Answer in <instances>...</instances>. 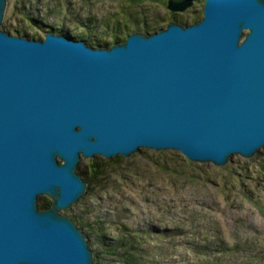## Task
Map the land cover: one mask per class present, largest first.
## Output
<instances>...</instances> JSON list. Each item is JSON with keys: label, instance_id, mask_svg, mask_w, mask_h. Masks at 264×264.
I'll return each mask as SVG.
<instances>
[{"label": "water", "instance_id": "obj_1", "mask_svg": "<svg viewBox=\"0 0 264 264\" xmlns=\"http://www.w3.org/2000/svg\"><path fill=\"white\" fill-rule=\"evenodd\" d=\"M141 146L217 165L264 146V0H203L198 20L102 46L0 27V264H93L59 211L86 190L77 163Z\"/></svg>", "mask_w": 264, "mask_h": 264}, {"label": "rangeland", "instance_id": "obj_2", "mask_svg": "<svg viewBox=\"0 0 264 264\" xmlns=\"http://www.w3.org/2000/svg\"><path fill=\"white\" fill-rule=\"evenodd\" d=\"M202 7L203 0L178 11L167 0H6L0 27L37 38L62 27L110 45L113 33L124 39L151 22L150 32L198 20ZM80 167L89 172L86 190L59 211L83 231L93 264H264V146L222 165L141 146L128 155L83 156ZM42 198L52 201L39 194L38 204Z\"/></svg>", "mask_w": 264, "mask_h": 264}, {"label": "trees", "instance_id": "obj_3", "mask_svg": "<svg viewBox=\"0 0 264 264\" xmlns=\"http://www.w3.org/2000/svg\"><path fill=\"white\" fill-rule=\"evenodd\" d=\"M130 1H132V3H134V4H136V3H138V1L139 0H130ZM156 2H165L166 0H155ZM168 1V0H167ZM134 13V12H133ZM175 13V12H174ZM173 14V13H172ZM174 15V14H173ZM126 16H127V19L126 20H124L127 24H130V21H129V19H128V13L126 14ZM177 20L178 18H176V17H174V20ZM33 20H35V19H33ZM179 20V22H181V23H183V24H187V23H189L188 21H184V20H180V19H178ZM177 20V21H178ZM102 22V21H101ZM141 22V21H140ZM103 23V22H102ZM118 22H116V23H114V25H116ZM152 23V22H151ZM150 23V24H151ZM37 24L38 25H41V26H43L44 24L43 23H38L37 22ZM150 24H148V25H150ZM104 26H105V24H103ZM148 25H146V26H142V28L141 29H143V30H145V32H150L149 31V27H148ZM52 27V26H51ZM4 28V27H3ZM49 30H52V31H56V32H59V33H64V34H67V35H70V33L68 32V30H66L65 28H62V27H59V28H56V29H49ZM16 33H19V34H22V32L21 31H19V30H16L15 31ZM23 34H25V33H23ZM114 34V36L116 37V39H115V41H118V40H122L119 36H117L115 33H113ZM25 35H27V34H25ZM71 35L73 36V37H75V36H78L79 38H82V37H80L79 36V34H72L71 33ZM87 36V35H86ZM31 37H34V36H31ZM83 39L87 42V43H89V44H93V45H99V46H102V45H107V42L105 41V40H103L102 38H95L96 40H90L91 38L90 37H87V39L86 38H84L83 37ZM92 168L90 169V170H92V171H94L95 169V166H94V164H92V166H91ZM97 169V168H96ZM79 173L82 175V177L87 181V183L89 182L88 180H89V178H88V173H87V167H80L79 168ZM94 173H95V171H94ZM51 204V201H49V200H47L46 198H42L41 200H40V202H39V206L41 207V208H46V207H48L49 205ZM130 261V260H129Z\"/></svg>", "mask_w": 264, "mask_h": 264}, {"label": "flooded vegetation", "instance_id": "obj_4", "mask_svg": "<svg viewBox=\"0 0 264 264\" xmlns=\"http://www.w3.org/2000/svg\"><path fill=\"white\" fill-rule=\"evenodd\" d=\"M177 22H179V21H177ZM181 23V22H180ZM92 168V167H91ZM93 169V168H92Z\"/></svg>", "mask_w": 264, "mask_h": 264}]
</instances>
